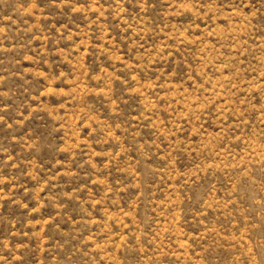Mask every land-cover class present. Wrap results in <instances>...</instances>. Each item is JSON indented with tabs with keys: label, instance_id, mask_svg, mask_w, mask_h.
<instances>
[{
	"label": "rangeland",
	"instance_id": "obj_1",
	"mask_svg": "<svg viewBox=\"0 0 264 264\" xmlns=\"http://www.w3.org/2000/svg\"><path fill=\"white\" fill-rule=\"evenodd\" d=\"M0 264H264V0H0Z\"/></svg>",
	"mask_w": 264,
	"mask_h": 264
}]
</instances>
